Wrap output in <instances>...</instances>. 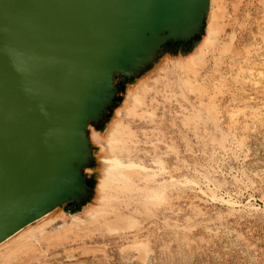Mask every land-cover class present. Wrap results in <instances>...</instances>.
I'll list each match as a JSON object with an SVG mask.
<instances>
[{"label":"rangeland","instance_id":"obj_1","mask_svg":"<svg viewBox=\"0 0 264 264\" xmlns=\"http://www.w3.org/2000/svg\"><path fill=\"white\" fill-rule=\"evenodd\" d=\"M206 17L203 45L158 54L103 129L88 125L99 166L84 173L97 190L111 170L116 187L13 233L0 264H264V0H210ZM115 121L127 136L113 164L93 134Z\"/></svg>","mask_w":264,"mask_h":264},{"label":"water","instance_id":"obj_2","mask_svg":"<svg viewBox=\"0 0 264 264\" xmlns=\"http://www.w3.org/2000/svg\"><path fill=\"white\" fill-rule=\"evenodd\" d=\"M209 3L0 0V243L59 206L80 211L87 128L114 104L115 79L197 41Z\"/></svg>","mask_w":264,"mask_h":264},{"label":"bare ground","instance_id":"obj_3","mask_svg":"<svg viewBox=\"0 0 264 264\" xmlns=\"http://www.w3.org/2000/svg\"><path fill=\"white\" fill-rule=\"evenodd\" d=\"M208 34V33H207ZM207 39V38H206ZM195 46H192L193 48H195V47H197L198 46V40L196 41L195 40ZM203 43H204V38H203V40H202V42L199 44V46L198 47H200L201 45H203ZM194 56L195 55H192L191 57H193V59H194ZM191 57H189L187 60H186V62H184V63H179L178 65H176L175 67L176 68H179L181 71H183V72H185V71H187V72H189V71H191V65H190V61H191ZM179 84V83H178ZM146 86V85H145ZM247 86V85H246ZM135 89V88H134ZM138 90H137V94H134V93H132L131 91H129L128 92V96L131 98V99H134L135 101H137L138 102V100H137V97L140 95V97H141V95L145 92V90L147 89V88H145V87H143V86H139L138 88H137ZM136 93V92H135ZM127 96V97H128ZM126 112V111H125ZM117 113H121V111H119V110H117ZM121 115H123V114H121ZM124 116H125V114H124ZM123 116V117H124ZM122 117V116H121ZM112 121V120H111ZM111 123V122H110ZM109 123V124H110ZM122 122L121 121H115L112 125H111V127L109 128V130L107 129V131H108V134H107V138H106V140H103V139H101L100 137H99V135H98V133L97 132H94V134H93V136H94V139H95V142L96 143H99V144H101V145H103V146H105V147H107L108 148V150H111V151H109L110 153H112L111 155H114L113 153L116 151V149L118 150L119 149V151H121V150H123V148H124V145H125V143L124 142H122V140L127 136L126 134V132L124 131V125H122L121 124ZM106 131V132H107ZM108 142V143H107ZM103 146H101L102 147V149H103ZM107 150V151H108ZM114 159L113 160H111V163H115V159L117 158V156H115L114 155ZM92 160H94V162H96V165H97V167L99 166V162H98V160H99V151H97L95 154H94V157L92 156ZM107 161V160H106ZM92 162V161H91ZM118 167V166H117ZM125 168V167H124ZM128 168V167H127ZM140 168V167H139ZM138 169V168H137ZM119 171V170H118ZM121 171V170H120ZM120 173V172H119ZM122 177V176H121ZM116 182H115V178H113V174H112V172H111V170L110 171H107L106 172V175H105V177H103L101 180H100V182L99 183H97L96 184V188H97V190H99L100 192H101V194H103L104 193V191L105 190H108V189H112V188H115L116 187ZM94 186H95V184H94ZM98 186V187H97ZM95 191H94V195L96 196V194H97V190L96 189H94ZM113 191H114V189H113ZM118 192H120L119 190H118ZM110 196V195H109ZM93 199L94 198H91V202L93 201ZM101 201H107V202H112L113 200H111L110 199V201H109V198H107L106 197V199L102 196L101 197V199H100ZM104 204H106V203H104ZM105 206V205H104ZM88 208V207H87ZM87 208H85V210L87 209ZM84 210V211H85ZM90 215V214H89ZM77 216V215H76ZM79 216V218H81L80 216H82V215H78ZM77 216V217H78ZM71 217H73V215L72 216H70L69 218L71 219ZM78 218V219H79ZM57 220V219H56ZM67 220V219H66ZM60 222V220H57L56 221V223H59ZM66 223H67V221H66ZM60 224V223H59ZM52 225L50 224V227H51ZM49 226H46V227H44V228H48Z\"/></svg>","mask_w":264,"mask_h":264},{"label":"flooded vegetation","instance_id":"obj_4","mask_svg":"<svg viewBox=\"0 0 264 264\" xmlns=\"http://www.w3.org/2000/svg\"><path fill=\"white\" fill-rule=\"evenodd\" d=\"M195 43V39L192 40L191 42H189L188 44H176L175 46H172L170 45L169 47H166L163 49V52L165 53V55L167 57H170L171 55L173 56H176V54L180 53V52H187V51H190L191 49H193V44ZM156 60V55L154 57V59L149 63L147 64L146 68L143 69V71L141 73H139L138 76H132L131 78H125L123 80H118V79H115V82H116V86H117V91H116V96L114 98V103L118 100V98L120 97V95L122 94V92L130 85L134 82V80H136L137 78H139V76L143 75L145 71H147V69H149L152 64L155 62ZM113 106V104H112ZM112 106L110 107V109L112 108ZM109 109V110H110ZM109 113V111H108ZM108 113H106L103 118L96 124H91L90 126L95 130V131H100L101 129H103V127L105 126L107 120H108ZM88 168H91V166H88ZM86 177L87 179L90 181L91 185H92V191L91 193L89 194V198L87 197V199L82 202L80 204V211H83L90 203L91 201V198H93V194H94V184H95V178L92 174H86ZM59 210L62 212V214H65L66 212L63 210L62 206H59L57 208H55L54 210ZM78 211L75 209V213H77Z\"/></svg>","mask_w":264,"mask_h":264},{"label":"trees","instance_id":"obj_5","mask_svg":"<svg viewBox=\"0 0 264 264\" xmlns=\"http://www.w3.org/2000/svg\"><path fill=\"white\" fill-rule=\"evenodd\" d=\"M200 36H201V35H200ZM200 36L198 37V38H199L198 41L200 40ZM162 52H163V50H162L161 52H159L158 54H160V53H162ZM158 54H156V56H157ZM114 104H115V103H114ZM114 104H113V105H114ZM89 125H91V124H89ZM88 166H91V167H92V166H93V163L90 162V164L87 165L86 167H88ZM86 167H85V168H86Z\"/></svg>","mask_w":264,"mask_h":264}]
</instances>
